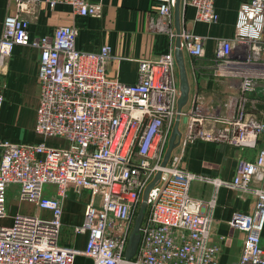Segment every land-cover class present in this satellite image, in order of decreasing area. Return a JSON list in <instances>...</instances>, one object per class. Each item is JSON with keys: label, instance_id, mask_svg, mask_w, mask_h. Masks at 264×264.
Masks as SVG:
<instances>
[{"label": "built area", "instance_id": "1", "mask_svg": "<svg viewBox=\"0 0 264 264\" xmlns=\"http://www.w3.org/2000/svg\"><path fill=\"white\" fill-rule=\"evenodd\" d=\"M15 1L16 11L5 17L0 36V71L16 46L39 50L38 141L13 143L0 133V264H75L79 256L92 264H220L221 248L212 240L216 199L192 197L195 180L252 196V209L236 213L229 225L244 235L238 264H264V112L258 106L263 98L251 96L264 92V0L239 2L233 34L217 38L209 57L213 75L238 80V91L218 102L203 92L189 97L181 113V137L165 168L161 165L181 95L175 0H157L155 26L167 35L168 48L140 59L133 83L109 76L112 45L78 47L74 23L57 25L51 33H31L43 4L50 9L67 5L74 17L102 18V0ZM216 4L181 0L183 10L194 9V22L211 25L220 22ZM180 37L190 65L207 58L204 35L182 26ZM3 101L0 93V115ZM197 142L227 144L256 155L241 158L231 180L210 179L186 168L187 149ZM159 171L137 252L127 260L144 191ZM12 187L20 202L33 207L32 213L7 215ZM72 191L89 195L83 221L72 230L74 236L87 237L82 250L61 244L64 201Z\"/></svg>", "mask_w": 264, "mask_h": 264}, {"label": "crops", "instance_id": "2", "mask_svg": "<svg viewBox=\"0 0 264 264\" xmlns=\"http://www.w3.org/2000/svg\"><path fill=\"white\" fill-rule=\"evenodd\" d=\"M102 1L104 4L102 18L74 17L67 5L50 9L43 4L39 20L31 24V33L33 35L51 33L57 25L74 23L79 27L77 38L79 48L94 50L105 43L112 45L114 59L108 67L109 76L125 83L136 82L138 61L152 58L168 48L167 35L155 26L159 17L157 0ZM240 1L217 0L220 22L213 25L194 22V9L181 8L182 26L190 27L194 32L207 38V58H201L194 65L187 67L190 96L196 92H203L208 100L218 102L238 91V80L213 75V62L209 57L213 53L217 38L233 34ZM15 11V0H0V36L5 17ZM39 56L38 49L18 45L7 63V68L0 71V93L5 97L0 115V133L1 138L13 143L38 141L34 126L40 91L37 81ZM257 94L263 98V103L258 106L264 112V92L259 90L251 96ZM263 145L264 137L261 142V146ZM255 155L256 151L241 152L227 144L197 142L187 149L186 168L199 176L231 180L239 160L241 158L252 160ZM49 191L55 194L54 188H50ZM190 194L205 202L216 199L212 240L221 248L219 263L238 264L244 235L232 228L229 221L236 213L252 209L254 202L252 196L243 197L223 187L217 189L212 183L204 180H195L191 185ZM88 199V192L77 194L72 191L70 197L64 201V227L61 237L63 246L84 249L87 237L74 236L72 230L74 226L82 223ZM49 214L44 212V216ZM262 246L264 247V233ZM75 264H92V261L78 257Z\"/></svg>", "mask_w": 264, "mask_h": 264}, {"label": "water", "instance_id": "3", "mask_svg": "<svg viewBox=\"0 0 264 264\" xmlns=\"http://www.w3.org/2000/svg\"><path fill=\"white\" fill-rule=\"evenodd\" d=\"M175 28L177 31V39H176V48H175V57L177 61V65L179 68V77H180V90L181 95L178 101V116L176 119L175 127L173 129L168 149L164 156V160L162 162V168H165L170 160L171 154L173 150L178 145V139L181 137L180 131V121H181V113L184 109V106L188 103L190 97V82H189V75L188 69L186 64V57L183 49L181 48V28H182V21H181V0H175ZM161 178V171H159L154 178V180L147 186L144 191L143 199L141 202V206L139 209L138 216L135 221L134 228L129 238V243L126 251V259L130 260L137 252V248L140 241V228L143 223L145 213L148 207V199L150 191L156 186Z\"/></svg>", "mask_w": 264, "mask_h": 264}, {"label": "rangeland", "instance_id": "4", "mask_svg": "<svg viewBox=\"0 0 264 264\" xmlns=\"http://www.w3.org/2000/svg\"><path fill=\"white\" fill-rule=\"evenodd\" d=\"M186 63H187V67H188L190 65V59L189 58H187ZM179 80H180V77H179ZM3 103H4V101H3ZM210 179H216V178H210ZM32 211H33V207L31 205H29L25 202L19 201L18 190L14 189V187H12L8 193V198H7V215L12 216V215L16 214L17 212L30 214V213H32ZM79 257H82V256H79Z\"/></svg>", "mask_w": 264, "mask_h": 264}]
</instances>
